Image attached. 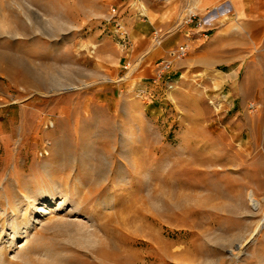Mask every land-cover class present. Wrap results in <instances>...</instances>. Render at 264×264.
<instances>
[{
  "label": "rangeland",
  "instance_id": "obj_1",
  "mask_svg": "<svg viewBox=\"0 0 264 264\" xmlns=\"http://www.w3.org/2000/svg\"><path fill=\"white\" fill-rule=\"evenodd\" d=\"M126 1L0 0V264H264V39L157 80Z\"/></svg>",
  "mask_w": 264,
  "mask_h": 264
},
{
  "label": "crops",
  "instance_id": "obj_2",
  "mask_svg": "<svg viewBox=\"0 0 264 264\" xmlns=\"http://www.w3.org/2000/svg\"><path fill=\"white\" fill-rule=\"evenodd\" d=\"M124 9L129 39L139 49L150 50V62H157L188 41V53L193 58L205 55L204 42L211 36L214 40L226 37L228 23L249 22L251 37L264 39V0H172L167 5L160 0H143L141 5H133L128 0ZM197 19L204 21L203 27L197 28ZM203 30L209 32L208 38L201 36ZM160 32L164 39L158 48L152 49L151 40ZM135 74L138 80L142 79L139 73Z\"/></svg>",
  "mask_w": 264,
  "mask_h": 264
},
{
  "label": "built area",
  "instance_id": "obj_3",
  "mask_svg": "<svg viewBox=\"0 0 264 264\" xmlns=\"http://www.w3.org/2000/svg\"><path fill=\"white\" fill-rule=\"evenodd\" d=\"M134 4L141 5L143 0H132ZM162 3L167 4L170 3L172 0H160ZM194 18H192L193 20ZM204 26V21L201 19H197V28H201ZM201 36L203 38H208L209 32L208 31H201ZM159 35L155 38L156 40L159 39ZM159 42V41H158ZM190 50V42H185L179 46L176 47V49H173L170 51L168 58L160 60V62L157 64V74L158 79L160 80L163 76V74L167 71H169L174 63V60L178 58H183L188 54Z\"/></svg>",
  "mask_w": 264,
  "mask_h": 264
},
{
  "label": "bare ground",
  "instance_id": "obj_4",
  "mask_svg": "<svg viewBox=\"0 0 264 264\" xmlns=\"http://www.w3.org/2000/svg\"><path fill=\"white\" fill-rule=\"evenodd\" d=\"M250 199H251V202H252V203H255V199H254V197H253V194L250 195Z\"/></svg>",
  "mask_w": 264,
  "mask_h": 264
}]
</instances>
